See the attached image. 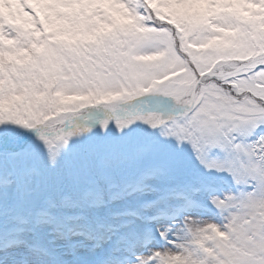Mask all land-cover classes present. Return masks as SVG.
I'll list each match as a JSON object with an SVG mask.
<instances>
[{
  "label": "snow or ice",
  "instance_id": "obj_1",
  "mask_svg": "<svg viewBox=\"0 0 264 264\" xmlns=\"http://www.w3.org/2000/svg\"><path fill=\"white\" fill-rule=\"evenodd\" d=\"M0 264H264V0H0Z\"/></svg>",
  "mask_w": 264,
  "mask_h": 264
}]
</instances>
